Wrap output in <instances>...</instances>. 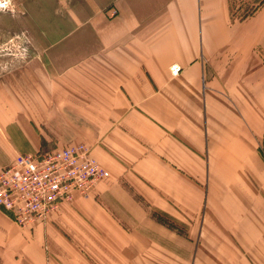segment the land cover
<instances>
[{"label": "crops", "instance_id": "crops-1", "mask_svg": "<svg viewBox=\"0 0 264 264\" xmlns=\"http://www.w3.org/2000/svg\"><path fill=\"white\" fill-rule=\"evenodd\" d=\"M239 1H29L0 169L85 143L109 176L27 227L0 207V264H264V0Z\"/></svg>", "mask_w": 264, "mask_h": 264}, {"label": "built area", "instance_id": "built-area-1", "mask_svg": "<svg viewBox=\"0 0 264 264\" xmlns=\"http://www.w3.org/2000/svg\"><path fill=\"white\" fill-rule=\"evenodd\" d=\"M171 73L180 67H170ZM109 176L85 143L17 155L0 169V207L21 227L45 221L61 202L75 193L87 195Z\"/></svg>", "mask_w": 264, "mask_h": 264}, {"label": "rangeland", "instance_id": "rangeland-1", "mask_svg": "<svg viewBox=\"0 0 264 264\" xmlns=\"http://www.w3.org/2000/svg\"><path fill=\"white\" fill-rule=\"evenodd\" d=\"M29 1L0 0V75L23 66L37 54V42L40 38L31 34L32 21L27 19ZM230 2L234 16L242 14L250 7L238 0ZM237 4L240 7L237 8ZM242 9L244 10L240 11ZM180 230L185 235L186 229Z\"/></svg>", "mask_w": 264, "mask_h": 264}, {"label": "trees", "instance_id": "trees-1", "mask_svg": "<svg viewBox=\"0 0 264 264\" xmlns=\"http://www.w3.org/2000/svg\"><path fill=\"white\" fill-rule=\"evenodd\" d=\"M52 149H53V148H52ZM46 150H48V149L43 147V151H46ZM50 150H51V149H50Z\"/></svg>", "mask_w": 264, "mask_h": 264}]
</instances>
